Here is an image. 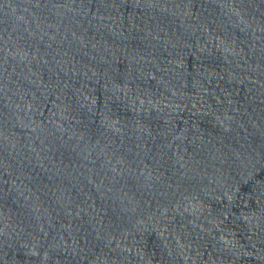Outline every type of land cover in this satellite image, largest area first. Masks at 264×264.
<instances>
[{
    "label": "water",
    "instance_id": "water-1",
    "mask_svg": "<svg viewBox=\"0 0 264 264\" xmlns=\"http://www.w3.org/2000/svg\"><path fill=\"white\" fill-rule=\"evenodd\" d=\"M0 264H264V0H0Z\"/></svg>",
    "mask_w": 264,
    "mask_h": 264
}]
</instances>
